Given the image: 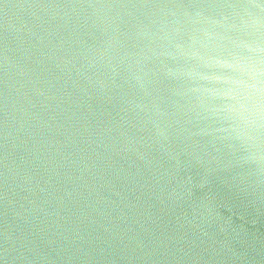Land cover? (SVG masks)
Here are the masks:
<instances>
[{"label":"water","instance_id":"obj_1","mask_svg":"<svg viewBox=\"0 0 264 264\" xmlns=\"http://www.w3.org/2000/svg\"><path fill=\"white\" fill-rule=\"evenodd\" d=\"M0 264H264V0H0Z\"/></svg>","mask_w":264,"mask_h":264}]
</instances>
